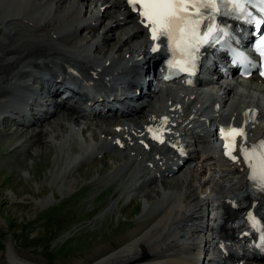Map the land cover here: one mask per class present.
Returning <instances> with one entry per match:
<instances>
[{
	"label": "bare ground",
	"instance_id": "bare-ground-1",
	"mask_svg": "<svg viewBox=\"0 0 264 264\" xmlns=\"http://www.w3.org/2000/svg\"><path fill=\"white\" fill-rule=\"evenodd\" d=\"M60 2L61 0H45L43 5L48 4L46 5L48 7L45 8L49 9L45 16L40 17L38 15L39 18L35 16L37 13L35 15L25 13L22 16H7L8 18L5 17L2 20L9 27L8 30L3 31L4 40L0 41V98H9L8 101H5L7 102L5 105H1V109H3L1 114H5L2 118L3 124H6L7 127L16 124L9 119V116L12 113L19 114L20 118H23L24 124H18L21 128L15 129L12 134H17L20 137L25 134V129L36 126L38 123H41V126L43 124V127L46 124L54 131L56 126L60 124V119L65 122L71 118L68 121L74 124L79 123V120L95 119L97 121L91 122V124L93 123L98 130L105 124L104 127L106 128L101 133H108L107 138L102 140L100 146L96 144L99 146L98 150H107V146L112 145L115 149L129 151L126 154L134 155L136 159L127 162L128 166L139 160L137 169L131 173L129 178L128 189L134 187L136 190V188H142L156 181H161L162 186L165 177L174 176L183 168L185 170L181 174V181L188 180L187 188L169 196L166 206H162L148 222L143 224L142 228L140 227L141 229L130 235L122 247L118 250L105 251L91 264H203V251L207 252L211 249L213 250V258L210 264H226L228 257L239 259L241 264H264V256L260 254L259 249L255 248L249 239L234 237L231 228V217L237 211H241L244 205L249 207L253 203V200L248 198L246 173L238 164L228 163L222 159L212 161L208 158L209 144L206 136H197V131L196 133L192 132V128L189 127L192 120L184 121V119L179 120L177 118V112L173 110L176 107L173 90L158 91L152 96L143 97L139 107L128 108V112L125 114L107 109L86 115L80 108L64 101L56 105L53 113H43L41 117L36 119L32 118L31 115L30 117L24 110L13 107L15 104H23L33 112L32 108L36 103L35 96L26 98L23 93L27 92L34 95L35 89L33 86L25 84L24 79L26 78L39 84L41 90H46L50 97L58 94L57 90L53 89L55 87L56 89L62 88L63 82L60 80L67 78L74 84H82L85 89L93 91L101 99L104 98L106 92L117 97L119 90L117 87L120 85L116 87L114 82L118 83L124 76H127L129 77L128 86H131L130 89L134 93L140 89L137 81L139 70L148 66L155 57V55L149 54L154 53L151 51L153 43L146 34V27L141 23L138 14L128 11L126 0H106L99 9L97 6L94 7L96 10L90 13L91 18L80 21L78 19L82 10L79 6L74 7V12L77 13L76 19L68 16L65 21L59 20L60 8L57 7V4ZM53 3L56 5L54 9ZM108 7L109 10H107ZM105 10L107 11L105 12ZM104 12L105 17H102ZM112 15L117 17L120 24L117 28L128 25L126 29L128 30L132 23L137 27V31L128 30L125 41L123 40L124 44L119 46L120 48L115 50L111 57L107 58L104 55L98 57L96 54H92V47L88 44L87 46L83 45L87 39L80 40L79 30H87L86 35L89 36L90 41V37H95L96 31L105 21V18L110 21L109 26L116 25L117 20L112 23ZM99 17L100 19H98ZM54 21L58 24L52 25L51 23ZM14 29L16 30L14 31ZM44 30L46 36H50L48 40V36H45V39L38 38L36 40L33 38L39 32L44 35ZM20 31L25 32V34L28 33V39L24 40L26 36L24 37L23 33L20 34ZM140 38L143 39L142 42ZM138 39L136 48L131 49L130 43L136 42ZM89 41L87 42L89 43ZM78 42L80 47L76 46ZM82 42L83 44H81ZM166 43L167 41L164 42L163 40L159 51L154 54L166 52ZM95 44V46L93 45L95 49L96 46L99 48L105 46L106 39L103 37L99 43ZM126 45L128 48L124 50ZM142 48H145L144 52L138 51ZM120 51H123L122 54L117 55ZM133 55L135 61L131 58ZM129 63L131 64L129 65ZM127 64L130 66L128 70H131L124 72L122 69ZM216 68L211 71L212 76L217 74ZM40 73L47 75L46 82L40 80ZM14 85L18 88L17 92L11 89V86ZM214 85L218 87L220 93L211 94L213 101H215L213 105L220 103L223 108L227 105H233L232 113L220 115L219 119L222 123L237 120V128L242 129L245 136V140L242 142L239 136L240 148L264 137V117L260 119L264 114V109L261 110L257 104L252 105L250 103L253 93L257 92L261 96L264 95V87L261 82L252 77L247 81L246 88L231 83L219 85L218 82H215ZM111 94L110 96H112ZM162 97L166 98L165 103L170 99L169 106L165 103L156 105L163 99ZM184 97L182 98L183 101L178 102V104H184V101L187 100ZM9 102L14 105H8ZM161 105L162 107H170L173 113L169 111L168 116H163ZM184 108L188 110L189 106L184 104ZM246 110L248 112L244 113ZM108 114H112L114 117L111 116L110 118ZM56 115H58L57 121L49 122V119ZM191 115H195L194 118L198 117V115L190 112L187 116ZM164 118H167L166 123L163 122ZM252 118H256V120L250 121ZM239 122L243 125H239ZM64 127L66 126L64 125ZM90 127L91 125H86L83 132L89 131L87 129ZM23 128H25L23 131H19ZM153 128L156 130L150 131ZM161 131L164 133L167 142L166 147L164 150L162 148L154 150L157 146L153 136L156 132L160 133ZM199 133L201 131H198ZM35 134V142H40L43 134H47V131L41 130L40 133L38 131ZM196 139L200 140L199 148H201L200 153L203 157L193 151L192 142ZM182 141L188 144H182ZM139 157L140 159H137ZM142 163L144 164L141 165ZM191 188H194L196 192L200 191V195H191ZM211 207H217L219 215L214 221L208 222L205 216ZM207 238L209 239L206 240ZM148 244L151 247H148ZM202 246H205L206 249L200 251ZM170 252L172 254H169ZM7 264L42 263H37L9 250Z\"/></svg>",
	"mask_w": 264,
	"mask_h": 264
},
{
	"label": "rangeland",
	"instance_id": "rangeland-1",
	"mask_svg": "<svg viewBox=\"0 0 264 264\" xmlns=\"http://www.w3.org/2000/svg\"><path fill=\"white\" fill-rule=\"evenodd\" d=\"M44 1L0 0V41L4 40L3 31L9 28L2 21L5 17L25 13H37L36 18L45 16L49 8H45L48 4L43 5ZM105 2L61 0L57 4L60 8L58 19L65 21L68 16L76 19L74 7L79 6L82 13L78 20H87L96 10L94 7L99 9ZM52 5L54 9L55 3ZM105 12L102 17H105ZM112 18V23L117 20L115 15ZM104 20L90 41L87 30L82 28L79 38L87 39L81 44L92 47V54L108 58L124 44L132 23L126 30L128 25L117 28L120 25L118 20L112 27L108 18ZM51 24L58 23L54 21ZM20 34L26 36L24 40L28 39V33L20 31ZM42 34L36 33L33 38L45 39L48 36L45 30ZM103 37L106 45L95 49V43ZM138 41L131 42L130 48L136 47ZM79 42L77 47H80ZM127 45L124 50H127ZM33 87L34 94L38 96L42 92L41 87L38 84ZM11 89L18 91L15 85ZM8 99L0 98V264L8 263L9 250L42 264H91L105 251L122 247L130 235L166 206L169 196L187 188L188 180L181 181L183 168L178 175L165 177L162 186L161 181H156L136 190L134 187L128 189L129 178L137 169L139 160L128 166L127 162L136 159V156L126 154L129 151L115 149L112 145L107 146V150H98L108 133H101L106 128L105 124L100 130L94 127L95 119L79 120L76 124L68 121L71 118L65 122L60 119L54 131L48 125L43 127L38 123L31 126L32 129L19 130L25 129L23 136L12 134L21 126L12 124L7 127L3 124L5 114H1V105H5ZM8 105L14 104L9 102ZM58 115L52 116L49 122L57 121ZM88 124L93 128L83 132ZM41 130L47 134H43L40 142H35V133ZM92 145L97 148H91ZM191 189V195H200V191Z\"/></svg>",
	"mask_w": 264,
	"mask_h": 264
},
{
	"label": "snow or ice",
	"instance_id": "snow-or-ice-1",
	"mask_svg": "<svg viewBox=\"0 0 264 264\" xmlns=\"http://www.w3.org/2000/svg\"><path fill=\"white\" fill-rule=\"evenodd\" d=\"M223 2V0H221ZM232 4L233 9L245 14L246 18L251 17V13L247 12L246 5L252 0H228ZM260 12L264 13V0H258ZM129 7L133 11H138L141 18V23L148 28L150 38L153 40L152 52L159 51L161 42L167 41V50L172 54L173 60L168 62L170 68L179 67L180 71L189 72L190 67L196 59V52L202 44L208 43L209 38L216 31L215 25L208 28L203 36L199 35V26L203 19L202 9H211L218 11L217 0H127ZM196 9L195 15L198 19H192L193 13L189 12V8ZM253 7H256L253 4ZM255 23L257 28L261 26V20H256L252 17L249 22ZM256 49L264 56V36L260 37V42L256 45ZM179 54L183 59L176 60L175 56ZM264 76V72H261ZM167 118H164L166 123ZM151 131V130H150ZM243 135V130L239 128L229 127L220 129L221 139L224 141V154L236 161V156L232 155L235 150V137ZM154 139L158 138L156 136ZM230 139L232 143H230ZM163 142V141H161ZM261 147H264V141H261ZM241 153L244 154L245 161H248V150L241 148ZM249 167L253 168V173L249 179L257 181V187L261 192H264V156L261 157L260 173L257 176L254 164L249 163ZM247 218L251 222L253 228L259 227V221L250 211L247 213Z\"/></svg>",
	"mask_w": 264,
	"mask_h": 264
}]
</instances>
